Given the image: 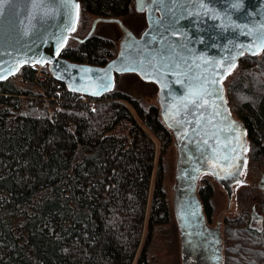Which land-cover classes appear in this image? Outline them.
Returning a JSON list of instances; mask_svg holds the SVG:
<instances>
[{
  "label": "trees",
  "instance_id": "trees-1",
  "mask_svg": "<svg viewBox=\"0 0 264 264\" xmlns=\"http://www.w3.org/2000/svg\"><path fill=\"white\" fill-rule=\"evenodd\" d=\"M77 1L74 35L132 4ZM114 51L111 38L90 34L69 36L59 54L102 63ZM33 73L24 63L0 79V264H149L150 229L166 219L157 161L140 239L153 138L161 152L171 136L155 104L113 88L83 99ZM222 81L246 131V162L264 170V48L243 53ZM242 211L223 219L220 264H264V213L254 226Z\"/></svg>",
  "mask_w": 264,
  "mask_h": 264
},
{
  "label": "water",
  "instance_id": "water-1",
  "mask_svg": "<svg viewBox=\"0 0 264 264\" xmlns=\"http://www.w3.org/2000/svg\"><path fill=\"white\" fill-rule=\"evenodd\" d=\"M75 5L77 0L7 5L0 19V79L24 63L44 64L68 90L89 97L111 90L119 72L153 81L161 119L178 121L190 139L199 137L190 144V160L201 168L206 160L219 173L229 200L230 183L240 179L244 128L228 108L221 80L243 53L264 48V0H150L138 35L117 17H95L77 39L88 36L97 20H113L121 29L114 54L102 63L56 54L72 36ZM217 126L215 136L210 132ZM258 181L264 186V176Z\"/></svg>",
  "mask_w": 264,
  "mask_h": 264
},
{
  "label": "rangeland",
  "instance_id": "rangeland-1",
  "mask_svg": "<svg viewBox=\"0 0 264 264\" xmlns=\"http://www.w3.org/2000/svg\"><path fill=\"white\" fill-rule=\"evenodd\" d=\"M91 17H89L86 25L89 24V20ZM119 20L133 34H136L138 28L142 27L144 24L142 13L139 11H134L132 5L126 14L119 16ZM92 33L94 35L111 38L114 42V45L116 46L120 36V29L116 25V23L112 21L97 20L94 24ZM76 35L80 36V34H76ZM30 66H33V69L35 68V65H30ZM39 70L43 71L46 69H44L43 65H40ZM17 76L18 74H16L14 78H16ZM37 79L45 80L42 77V75H38L37 77H35L34 80ZM47 80L48 79H46V81ZM222 85L223 87L225 86L223 81H222ZM33 86H31L33 89H37L35 85ZM112 88L121 90L132 96H135L140 100H142L143 102H151V103L155 102L156 85H154L153 81L141 79L134 72L131 71L119 72L114 74ZM153 143H154V151H153L152 167H151V174L148 183V194H147L146 208L144 211L143 227H142L140 239L142 240L143 234L145 233L146 230L145 224H146V216L149 205V196L154 179V171L156 168L155 166L157 161H159L160 172H161L160 184L164 191V197L167 203V218L163 222L152 225L150 229L148 240L145 245L147 260L149 264H185L186 260L182 259L179 253L178 233L170 205L171 197L173 194L172 188L174 184V167L176 161L175 144L174 141L172 140L160 152L159 143L155 138H153ZM260 169L262 168H260L256 163L254 164V162L249 164H247L246 162L244 164L241 171V177L243 178V181L235 182L232 184L231 198L228 205H226L225 192L220 186V184L209 173L200 172L197 174L195 181L196 185H200L204 182L210 184L211 187V195H210L211 223L210 224H214L218 220L219 227L221 226V234H222V226L224 223L223 221L221 223L222 215H224V217L232 218L235 215H237L239 212L242 213L243 212L242 210L245 209L247 215L246 217L248 218V212H249L248 210H249V205L252 201V196L258 195L262 197V200H264V191L258 190L255 187V185L251 183L254 182L255 179L258 177ZM252 179L253 181H251ZM258 211L260 212L261 208H258ZM260 213L263 215L264 212L261 211ZM258 223H259L258 221H253L252 225L258 226ZM198 260L202 261L203 260L202 256H200Z\"/></svg>",
  "mask_w": 264,
  "mask_h": 264
},
{
  "label": "flooded vegetation",
  "instance_id": "flooded-vegetation-1",
  "mask_svg": "<svg viewBox=\"0 0 264 264\" xmlns=\"http://www.w3.org/2000/svg\"><path fill=\"white\" fill-rule=\"evenodd\" d=\"M149 1L150 0H131L132 3L131 5L133 7V10L142 13L143 22H144L143 26L139 27L137 33L134 35H138L145 26L144 8L149 4ZM96 17H102V16H96ZM107 17H117L119 19V16H107ZM109 21L116 23L113 20H109ZM71 34H72V38L75 41L76 40L79 41L77 37L80 38L84 35L83 33L82 35L77 36L74 35L72 32ZM90 34L93 33L91 32ZM120 35H121V29H120ZM115 50H116V46H115ZM154 85L156 84L154 83ZM156 92H157V86H156ZM156 92H155V102H156ZM155 102L153 104H155L156 109L158 111V115L161 119L159 113V104ZM230 112L234 117H236L231 110ZM162 119H161L162 123L170 132L171 135L170 142L172 140L174 141L175 151H176V161L174 167V184L172 188L173 194L171 197L170 205L178 233L179 253L182 259L186 260L185 264H220L219 258L221 253L222 234H221V226L219 227L218 220L214 224H210L211 223L210 222L211 221L210 218L211 187L210 184H208L207 182H204L200 185H196L195 181L198 173L200 172L209 173L220 184V186L224 190L226 196V205L229 204L231 198L232 184L235 182L243 181V178L241 177V171L244 164L246 163V148H247V137H246L245 128L241 123V121L237 118L244 128L243 129L244 147L242 148L243 159H242V167L240 171V179L234 180L233 182L230 183V196L228 200L226 190L223 184L215 177L218 176L219 173H217L213 168H211L206 163V160L202 162L203 163L202 168L200 167L199 164L197 163L193 164L192 163L193 161L190 160L191 153L189 149L195 148L193 145L190 146V144H193L194 141H197L199 137L197 136L195 137V139H190L187 136L188 135L187 132H190L189 129H185L186 130L185 131L178 121L170 119L169 122L168 121L166 122L164 119L163 120ZM218 128L219 126H217V128L215 129H211L210 133L213 132L215 136L218 135L219 134V132L217 131ZM223 136L225 135L223 134ZM198 145L201 144L198 143ZM190 166L192 167V169L191 168L189 169ZM261 175L264 176V170L260 169L258 177L255 179L254 182H251L252 184L255 185V187L258 190L264 187L259 185L258 179ZM251 181H253V179ZM262 184L264 185V182ZM261 204L264 206V200L260 199L258 195H253L252 201L249 205L247 224H252L253 221L259 222V219L261 218L262 214L260 213L261 211L260 212L258 211V208H260ZM251 211L253 212V215L251 214ZM257 214H259L260 217H257ZM165 217L167 218L166 200H165ZM223 218L224 215L221 216V223L223 221ZM200 256H202L203 258L202 261L198 260Z\"/></svg>",
  "mask_w": 264,
  "mask_h": 264
},
{
  "label": "built area",
  "instance_id": "built-area-1",
  "mask_svg": "<svg viewBox=\"0 0 264 264\" xmlns=\"http://www.w3.org/2000/svg\"><path fill=\"white\" fill-rule=\"evenodd\" d=\"M39 66H40V64H35V70H34V75H33V77L35 78V77H37L38 75H42V77L46 80V79H49V78H51L52 79V76H51V73L48 71V70H43V71H40L39 70ZM79 96H81L83 99H86V98H88L87 96H85V95H82V94H78Z\"/></svg>",
  "mask_w": 264,
  "mask_h": 264
},
{
  "label": "snow or ice",
  "instance_id": "snow-or-ice-1",
  "mask_svg": "<svg viewBox=\"0 0 264 264\" xmlns=\"http://www.w3.org/2000/svg\"><path fill=\"white\" fill-rule=\"evenodd\" d=\"M13 2L14 0H0V19H2L5 14L6 6L11 5ZM33 2L35 3V0H33ZM75 7L78 9L79 6L75 5ZM56 54H59V50H57ZM214 83H218V81H214ZM192 103H195V101H192Z\"/></svg>",
  "mask_w": 264,
  "mask_h": 264
}]
</instances>
